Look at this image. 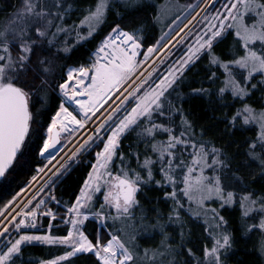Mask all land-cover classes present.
<instances>
[{
	"label": "snow or ice",
	"instance_id": "obj_1",
	"mask_svg": "<svg viewBox=\"0 0 264 264\" xmlns=\"http://www.w3.org/2000/svg\"><path fill=\"white\" fill-rule=\"evenodd\" d=\"M211 3L212 0H201L196 7L206 9ZM117 4L125 5L127 11L136 4V0H131V5L129 0H96L78 18V23L67 24L65 21L75 10L68 0H23L22 7L0 31V177L7 179L9 173L22 163L21 158L25 156L32 139L33 125L38 123L32 111L35 104L33 97L43 100L37 89L47 84L46 77L52 71L49 57L38 55L34 61L33 54L37 49L46 48L67 53L86 43L106 21L110 11L116 12L117 17L123 20L124 14L117 10ZM191 7L188 5L184 11ZM250 12L257 19L246 23L245 16ZM180 18L177 16L172 24H176ZM172 24L168 27L171 28ZM188 24L172 39L167 40L165 34L148 46L143 52V60L138 59V52L143 47V37L137 34L139 30L127 31L120 24H115L95 50L89 64L67 69L66 78L58 85L63 99L47 126L46 138L38 146L39 154L48 163L38 165L36 175L31 177L28 184L0 207V264H16L17 259L23 258L22 248L32 242L65 249L59 255L41 260L40 264H69V258L83 253H93L98 258L97 264H157L156 258H159V264H178L175 254L183 247V232L178 246L168 244L167 234L162 232L164 239L161 245L145 248L141 254L134 235L126 240L107 227L109 219L114 222L134 218L136 208L140 206L138 191L142 185L147 186L148 182L154 180L157 165L162 179L155 180V183L172 188L171 192L164 194L174 201L169 220L175 222L182 219L180 210L184 207L182 201L185 197L190 202L188 211L197 218L204 217L205 232L212 243L210 246L205 244L203 256L188 248L190 259L195 264H226L223 256L228 254L233 238L227 230L225 218L206 201H212L215 197L221 202V208L239 203L242 218H250L258 211L264 213V202H261L264 195L256 197L252 192L238 194L235 191L242 178L238 170L233 172L228 165L227 160L231 157L211 141L198 139L192 121L184 114L182 105L174 103V100L178 102L182 98L183 94L178 89L184 74L202 55L208 56L209 69L215 66L223 71V78L218 72H211L208 77L212 83L220 80L221 86L215 91L221 96L230 91L234 100L245 99L257 87L252 84L251 89L248 88L255 78L253 74L259 75L261 79L258 83L264 85V0H228L222 9L203 17L202 27L198 31L181 35ZM230 29L234 30L244 54L232 60H223L214 52V46L225 38ZM61 37L64 39L61 40ZM69 37L73 41L71 45L68 44ZM177 37H180L178 43L192 42L163 74H157L153 79L155 65L146 74L138 71L152 56L165 52ZM256 42H259V47ZM168 55H171L170 51L165 52V56ZM164 59L161 57L158 63H163ZM30 72L33 74L31 79L40 78L39 85L29 83ZM208 91L211 90L201 87L192 89L191 93ZM69 105H75L78 111L70 110ZM177 115L179 122L175 119ZM224 119L233 128L258 125L256 138L250 143L245 142L248 143L245 154L259 161L264 169V109L256 110L249 104H243ZM137 129L141 142L151 141L150 145L145 144V151L150 147L151 155H145L142 161L139 152L125 155L120 150L122 137ZM81 130L87 134L84 135ZM62 133L66 134L68 140L77 137L78 133L83 135V139L79 140L71 155L57 160L51 153L61 143ZM203 134L201 129V137ZM160 136L166 138L159 139ZM97 140L103 147L96 151L95 162L75 201L64 205L66 214L59 216L61 224L67 228L66 234L54 235L51 232L52 221L58 214L46 205L48 202L61 203L53 194L58 174L62 175L68 162L86 153L90 147L99 148ZM131 157H135L137 167L147 173V178L131 166ZM116 158H119V165L113 169ZM37 184L39 187L22 205L5 214V210L26 189L31 191ZM180 184L183 188L179 187ZM96 193H102L103 200L93 211ZM42 207L45 208L44 213L39 212ZM112 209H115L114 214ZM40 215L51 217L48 231L37 229ZM89 217L97 221L99 228L108 232L107 239L103 231L98 230L91 238L84 231L85 221ZM24 225H30L35 231L23 229ZM155 227L163 230L164 225L158 223ZM257 228L264 229V215L260 216L258 224L247 225L248 231ZM13 229L15 236H11Z\"/></svg>",
	"mask_w": 264,
	"mask_h": 264
},
{
	"label": "trees",
	"instance_id": "obj_2",
	"mask_svg": "<svg viewBox=\"0 0 264 264\" xmlns=\"http://www.w3.org/2000/svg\"><path fill=\"white\" fill-rule=\"evenodd\" d=\"M181 0H136V4L131 6L129 10H125V5L117 4L118 11L124 14L123 20L119 19L116 12L110 11L106 17V21L93 34V36L86 42L76 46L70 52L56 51V48H46V50L37 49L33 54V60L37 56H47L52 60L50 65L52 71L47 75V84L42 89H37L39 96L43 100H38L33 97L35 101L32 106V111L37 124L33 125L32 139L29 142L28 148L25 150V156L21 158L22 163L18 164L15 169L9 173L7 179L3 177L0 182V207H3L7 201L13 197L20 188L24 187L34 174L36 165H40L41 161L38 153V146L42 145L43 139L46 138V129L51 122L52 116L59 107L60 98L55 92L57 85L64 79V71L69 65L78 66L80 64H87L90 60V54L98 46L101 40L111 31L115 24H120L121 28L127 31L139 30L138 35L143 37L141 43L143 45L142 51L148 46L154 44L157 38L163 34L171 22L179 16L185 9L184 5L180 4ZM18 0H0V17L2 12H5L17 3ZM73 5L74 11L70 14V19L67 21H74L78 23V18L85 14L86 8L96 3V0H68ZM131 5V4H130ZM167 7L169 9H167ZM1 20V18H0ZM64 38L61 37V40ZM73 43L72 38L69 37L68 44ZM237 43L233 30L228 31L224 39H221L214 46V52L222 59H231V55L236 51ZM166 69V68H164ZM211 72H222V69H209L208 56L202 55L195 64L187 69L184 74L183 82L178 91L183 94L182 98L174 103L182 105L184 114L194 125L193 131L198 139L211 141L215 147L223 148L224 152L231 157L227 160L228 165L233 169V172L238 170V175L242 178L241 182L235 186V191L238 194L244 192H252L254 196L259 197L264 195V169H262L259 161L249 158L246 150L248 143L257 136V126H244L233 128L224 119L225 116H231L237 108H240L244 103L251 105L256 110L263 109L264 106V85L257 84L254 78L252 84L257 85L256 89H252L250 95L245 99H235L230 91L222 96L215 91L221 85L220 80L214 83L209 82L208 77ZM161 74L160 71L155 75ZM222 75L221 73H219ZM32 73L28 74L29 83L33 85L40 84V78L31 79ZM223 78V76H221ZM27 87V85H25ZM206 88L211 91L200 94H192L191 90L195 88ZM175 95V94H174ZM179 122L180 117H175ZM240 122L238 121V124ZM143 126V124H141ZM203 130V137L200 132ZM137 130L128 132L121 139L120 150L125 155L130 152H139L140 159L143 160L145 155H151V149L145 151V144H151V141L141 142L137 137ZM159 139L166 137L160 136ZM248 143H245V142ZM131 146V147H129ZM86 156L85 158H87ZM187 158V157H186ZM92 157H88L87 161H81L70 168L64 170L63 174L59 176L56 181L57 186L54 189V195L57 201L48 202L47 207L56 212L57 218L52 221L53 228L51 229L54 235H65L67 228L61 224L59 216L64 215L65 207L71 202H74L88 172L90 171ZM119 165V158H116V163L112 165L115 169ZM131 166L141 171L137 167L135 157H131ZM156 166L155 178L153 181L147 183V186L142 185V189L138 191L137 199L140 201V206L136 208L134 218L132 219H117L107 221V227L116 231V234L121 235L123 239L130 240L134 235L136 237L135 243L139 246L141 254L145 248H157L161 245L164 239V234H167V243L176 247L181 241V232L184 234V244L181 250L176 253V260L178 264H195L190 259L187 249L192 248L198 256H202V250L208 240L210 239L205 232V223L197 217H190L183 209L187 205L184 198L182 203L184 207L180 210L182 219L180 221H170L169 214L172 212L174 201L165 197V192H171V186L157 185L155 180H161L162 177ZM141 175L147 178V173L141 171ZM231 190V189H229ZM102 193L95 195L96 205L93 208L95 211L102 202L100 198ZM47 197V196H46ZM44 197L45 200L48 198ZM39 199V197H38ZM264 202V201H261ZM217 205L219 214L227 221V230L231 232L233 242L228 254L223 256L226 264H263L264 258L261 256V236H264V231L261 236H254L247 229V225L257 222L261 216L258 211L250 218H242V212L239 203L225 205L223 208ZM32 206L30 205V208ZM112 213L115 210L112 209ZM141 217H144L142 220ZM51 220L50 216H39L37 229L41 232L48 231V223ZM163 224V230L155 227L157 224ZM84 231L90 235V238L96 234L98 230L103 231L105 239L108 238V232L98 227L96 220L89 218L85 221ZM69 227V226H68ZM25 229V227H23ZM30 231L35 229L26 228ZM123 229V231H119ZM65 249L63 247H56L44 243H31L22 248L23 258L17 259L16 264H40L41 260L49 259L55 255L61 254ZM171 259V257H168ZM159 264V258H156ZM98 259L93 253H83L75 257L69 258V264H97ZM142 264V262H138Z\"/></svg>",
	"mask_w": 264,
	"mask_h": 264
},
{
	"label": "rangeland",
	"instance_id": "obj_3",
	"mask_svg": "<svg viewBox=\"0 0 264 264\" xmlns=\"http://www.w3.org/2000/svg\"><path fill=\"white\" fill-rule=\"evenodd\" d=\"M228 2V0H212V3L211 4H209L208 6H207V8L205 9V8H203V7H196V5L197 4H200L201 3V0H181L180 1V4L181 5H184L185 6V8L188 6V5H192L193 7H191V8H187V11H184L183 10V15H179V16H181V18H180V20L179 21H177L176 22V24H172V22H171V24H172V27L171 28H169V27H167L166 28V30H165V32L163 33V34H161L158 38H157V40L158 39H161V37H162V35H167V40H170V39H172V37L173 36H175L176 35V33L177 32H179V30L181 29V28H183L184 27V25L185 24H188V22H189V20H192V18L193 17H196V19L195 20H192V23L191 24H188V28H186L185 29V31H184V33H181V35H186L187 33H189V32H195V31H198L199 30V28L200 27H202V19H203V17L205 16V15H210L211 13H214V12H216L217 10H219V9H222V5L224 4V3H227ZM22 4H23V0H18V2L17 3H15L12 7H11V9H9V10H7V11H5V12H2V17H0L1 18V20H0V31H3L4 29H5V27L9 24V21H11L12 19H13V16H14V13H16V11L19 9V8H21L22 7ZM129 4H131V0H129ZM238 7H240L239 5H238ZM87 9V8H86ZM167 9H169L168 7H167ZM257 19V17L255 16V14L254 13H248V14H246V16H245V22L246 23H251L253 20H256ZM68 20V19H67ZM65 21V23H67V24H72L71 23V21ZM175 20V19H174ZM230 30H232V29H230ZM230 30H228V31H230ZM228 31L226 32V34L228 33ZM233 32H234V30H233ZM225 34V35H226ZM156 40V41H157ZM167 40H165L164 42L165 43H167ZM180 40V37H177L176 38V40H172V44L171 45H169V48L168 49H166L165 50V52H168V51H170L171 52V55H168V56H165V52H160V53H158L157 55H154L153 56V58H152V61H150L148 64H147V62L145 63V64H143V65H141L140 66V68H139V70L138 71H140V72H144L145 74L149 71V70H151L152 69V67H153V65H155V72L153 73V79L156 77V75H155V73H158L159 71H160V73L161 74H163L167 69H168V67L170 66V65H172L179 57H181L183 54H184V52L187 50V47H188V44H190L192 41H185V42H180V43H178L177 41H179ZM235 42L237 43V45H236V47H237V49H236V51H234L233 53H232V57H231V59H228V60H232V59H235L236 58V56H239V55H243L244 54V51H243V48H242V45H241V43H240V41L235 37ZM256 45H257V47H259V42H256ZM98 46H99V44H98ZM97 49V47L95 48V50ZM147 50V48L144 50V51H142L141 53H139L140 55H138V59H140V60H143L144 59V57H143V52H145ZM94 51V50H93ZM92 51V53L90 54V60H88V63L87 64H89L90 62H91V60H92V58H93V54H94V52ZM16 54V51H15V49H13V55H15ZM155 57V58H154ZM161 57H165V59H164V62L163 63H158V61H160L161 60ZM222 59V58H221ZM223 60H227V59H223ZM87 64H85V65H87ZM75 65H69L68 67H66V69H65V71H64V78H66V71H67V69L69 68V67H74ZM79 66V65H78ZM164 68H166V69H164ZM213 69H219L218 67H213ZM219 73H221L222 75L221 76H223L224 74L222 73V72H219ZM254 75V77L256 78L255 80H253V81H255V82H258L260 79H261V77L259 76V75H257V74H253ZM239 78V77H238ZM63 80V79H62ZM256 84V83H255ZM257 84H259V83H257ZM59 85V84H58ZM58 85H57V88L55 89V92L57 93V95L59 96V98H60V101H61V99H63V94L59 91V88H58ZM221 86V85H220ZM248 88L249 89H251L250 87H249V85H248ZM244 104H246V103H244ZM243 105L241 104V106L240 107H242ZM69 107H70V110H76V111H78V109L76 108V106L75 105H69ZM255 109V108H254ZM263 109H264V106H263ZM262 110V109H261ZM51 123V122H50ZM257 127H258V125H257ZM258 130H259V128H258ZM87 133L86 132H84V135H86ZM75 139V140H74ZM80 139H83V135H80V137H73L71 140H68V139H66V135H63V134H61V143L58 145V147H57V149H59V150H55V152H52V156H54V157H56V156H60V154H62V152H63V150L64 149H66L67 147H68V145L72 142V144H71V146L68 148V150L62 155L63 157L64 156H67V155H71V152L72 151H74L75 150V147L77 146V144L79 143V140ZM97 144H99V140H97ZM60 146V147H59ZM65 146V147H64ZM67 146V147H66ZM102 147H103V145L102 144H99V148H97V147H90L88 150H87V152L86 153H84L83 155H78L77 157H75V158H73V160H71V161H69L68 162V164L66 165V170L68 169V168H70V166L71 165H74V164H76V163H78V162H81V161H87V158L90 156V157H92V161H91V166H90V170H91V168H92V163H94L95 162V159H96V157H95V153H96V151H98V150H100V149H102ZM38 156H39V158H40V160H42L41 161V163H40V165L39 166H43L44 164H47L48 163V160L47 159H45V157L44 156H41L39 153H38ZM56 157V159L57 160H59L62 156H60V157ZM86 156H88L87 158H85ZM38 165H36V167H37ZM36 170V169H35ZM37 171V170H36ZM36 171H34V174L33 175H36ZM62 172H64V170H62ZM206 174H208V175H211V173L210 172H207L206 171ZM32 175V176H33ZM59 176H61V174H58ZM31 176V177H32ZM53 179H55V177L53 178ZM31 180V178L29 179V181ZM28 181V182H29ZM28 182L26 183V184H28ZM41 183H43V181H41ZM83 185V184H82ZM25 187V186H24ZM31 187V186H30ZM39 187V184H37L36 185V187L35 188H31V191H29L28 189H26L25 190V192L24 193H22L21 194V196L20 197H18L17 198V200L16 201H14V203L12 204V205H10L9 206V209H6L5 210V214L8 212V211H11V210H13V209H17L20 205H22L31 195H32V193L33 192H35L36 191V188H38ZM179 187L180 188H183V185L182 184H180L179 185ZM46 191H47V189H46ZM80 191V190H79ZM19 192V191H18ZM78 194H79V192H78ZM77 194V195H78ZM97 194V193H96ZM96 194H94V195H96ZM16 195V194H15ZM14 195V196H15ZM46 197V196H45ZM47 198V197H46ZM100 198L103 200V196H102V194H101V196H100ZM12 199V197L9 199V200H11ZM185 199H186V201H187V205H186V207H185V209H183L190 217H194L195 218V216H193L189 211H188V204L190 203L188 200H187V198L185 197ZM75 201V200H74ZM206 203H208L209 205H210V207H212V208H216L217 209V205L216 204H219L218 206H220V204H221V202L217 199V198H213L212 199V201H206ZM30 207V206H29ZM193 207H195L194 205H193ZM115 210V209H114ZM39 212L40 213H44L45 212V208L44 207H42L41 209H39ZM65 212V211H64ZM66 213H64V215H65ZM261 215H264V213H261ZM40 216H43V215H40ZM39 217V216H38ZM89 218H91V219H93L92 217H89ZM200 219L205 223V221H204V217H200ZM259 223V220L257 221V222H255V223H253V224H258ZM69 227H70V225H68ZM9 227H11V226H9ZM24 227V226H23ZM27 227H25V229H26ZM263 231H264V229H259V228H257V229H255V230H252V231H250L251 232V234L252 235H254V236H261L262 234H263ZM16 235V231L13 229L12 230V232H11V236H15ZM256 236V237H257ZM261 238L262 239H260L261 240V256H263V258H264V248H262V245H264V236L262 235L261 236ZM32 243H39V242H32ZM211 243H212V241H211V239H209L208 240V243H206V244H208L209 246L211 245ZM205 246V245H204ZM204 248V247H203ZM202 254H203V250H202ZM95 256V255H94ZM203 256V255H202ZM96 257V256H95ZM97 258V257H96ZM98 259V258H97ZM224 259V258H223ZM264 264V263H263Z\"/></svg>",
	"mask_w": 264,
	"mask_h": 264
},
{
	"label": "bare ground",
	"instance_id": "obj_4",
	"mask_svg": "<svg viewBox=\"0 0 264 264\" xmlns=\"http://www.w3.org/2000/svg\"><path fill=\"white\" fill-rule=\"evenodd\" d=\"M109 33H110V32H109ZM109 33H108V34H109ZM161 53H162V52H161ZM156 55H157V54H156ZM152 58H153V56L148 60L147 64H148L150 61H152ZM154 58H155V57H154ZM81 132L84 133V130H81ZM62 134H63V135H66L65 133H62ZM80 135H81V134L78 133V134H77V137H80ZM77 137H76V138H77ZM74 140H75V139H74ZM72 142H73V141H72ZM72 142L68 145V147L66 146L67 148L63 150V152H62V154H60V156H62V155L68 150V148L71 146ZM59 147H60V146H59ZM64 147H65V146H64ZM57 150H59V149H57ZM57 150H56V151H57ZM51 154H52V153H51ZM58 156H59V155H58ZM58 156H56V157H58ZM60 156H59V157H60ZM62 157H63V156H62ZM36 168H37V167H36ZM24 227L31 228L30 226H27V225H24Z\"/></svg>",
	"mask_w": 264,
	"mask_h": 264
},
{
	"label": "water",
	"instance_id": "obj_5",
	"mask_svg": "<svg viewBox=\"0 0 264 264\" xmlns=\"http://www.w3.org/2000/svg\"><path fill=\"white\" fill-rule=\"evenodd\" d=\"M36 170H37V168H36ZM2 179H3V177H0V182H1Z\"/></svg>",
	"mask_w": 264,
	"mask_h": 264
},
{
	"label": "built area",
	"instance_id": "obj_6",
	"mask_svg": "<svg viewBox=\"0 0 264 264\" xmlns=\"http://www.w3.org/2000/svg\"><path fill=\"white\" fill-rule=\"evenodd\" d=\"M140 53V50H139V52H138V54ZM27 226H30V225H27Z\"/></svg>",
	"mask_w": 264,
	"mask_h": 264
}]
</instances>
